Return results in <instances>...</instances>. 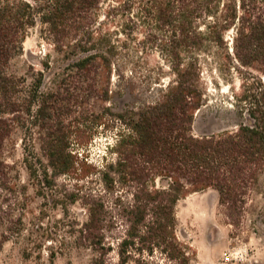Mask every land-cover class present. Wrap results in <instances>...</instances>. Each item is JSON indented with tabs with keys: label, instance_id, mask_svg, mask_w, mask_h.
Returning <instances> with one entry per match:
<instances>
[{
	"label": "trees",
	"instance_id": "obj_1",
	"mask_svg": "<svg viewBox=\"0 0 264 264\" xmlns=\"http://www.w3.org/2000/svg\"><path fill=\"white\" fill-rule=\"evenodd\" d=\"M37 25L71 60L46 91L42 72L31 86L8 72ZM131 41L136 51H157L175 81L158 102L113 112V61L130 56L122 50ZM211 59L254 68L263 81L241 100L251 125L196 136L201 64ZM78 109L82 122L66 113ZM98 129L116 132L115 158L100 167L78 152ZM17 135L34 194L59 197L66 213V202L84 208L85 221L68 233L93 254L89 264H191L194 251L176 235L177 203L215 190L236 225L264 175V0H0V251L24 243L28 259L54 240L26 221L28 187L6 159ZM61 177L73 182L68 194H56ZM56 254L46 250L48 264Z\"/></svg>",
	"mask_w": 264,
	"mask_h": 264
},
{
	"label": "rangeland",
	"instance_id": "obj_2",
	"mask_svg": "<svg viewBox=\"0 0 264 264\" xmlns=\"http://www.w3.org/2000/svg\"><path fill=\"white\" fill-rule=\"evenodd\" d=\"M137 37L142 39L140 34ZM121 39L124 37L121 36ZM135 47L134 41L128 42L122 51L130 56H121L113 61L112 95L106 104L113 112L158 102L163 91L175 81L169 64L162 60L157 51L149 49L144 53L136 51ZM216 61L211 59L201 64L203 106L195 114L193 134L196 136L232 131L240 122L252 124L241 100L259 79L263 81V76L254 68ZM70 63L71 60L56 52L50 37L37 25L29 31L22 53L12 59L8 72L25 78L29 86L34 82V74L42 72V91H46L54 86L55 76ZM240 107H245L242 112ZM66 113L73 119L74 116L78 117L77 120L82 122L80 109ZM19 138L20 135L14 138L16 144L14 148L10 146L6 159L16 168L20 183L28 187L26 221L37 222L41 226L38 234L50 235L54 241H45L44 251L36 249L28 259L22 256L24 243L7 242L0 251V264H48L46 250L51 249L57 252L53 264H89L93 254L89 250L76 248L68 233L70 225L85 221L84 208L80 202H66V213L58 201L59 197L43 198L34 194L22 164L23 150ZM115 140L114 130L105 132L98 129L90 143L78 148V152L84 154L89 163L100 167L105 161L111 162L115 158L112 151ZM82 157L79 155V158ZM58 184L64 186L58 187L56 194H68L74 188L73 182L66 177H61ZM157 185L161 183L158 181ZM97 187L100 188V185L96 184ZM176 218L177 238L195 253L191 264H264V175L249 194L244 214L236 225L226 219L218 204V194L212 189L191 193L181 199L176 205ZM109 257L115 260V254Z\"/></svg>",
	"mask_w": 264,
	"mask_h": 264
}]
</instances>
